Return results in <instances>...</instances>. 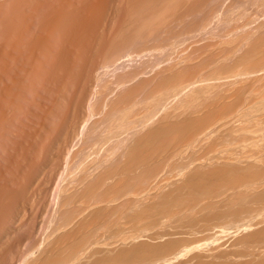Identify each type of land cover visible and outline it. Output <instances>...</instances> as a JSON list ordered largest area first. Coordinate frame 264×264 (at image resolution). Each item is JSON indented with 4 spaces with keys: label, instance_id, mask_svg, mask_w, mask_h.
Masks as SVG:
<instances>
[{
    "label": "bare ground",
    "instance_id": "obj_1",
    "mask_svg": "<svg viewBox=\"0 0 264 264\" xmlns=\"http://www.w3.org/2000/svg\"><path fill=\"white\" fill-rule=\"evenodd\" d=\"M224 1L0 0V264H264V31L199 51ZM189 18L203 58L100 87Z\"/></svg>",
    "mask_w": 264,
    "mask_h": 264
},
{
    "label": "rangeland",
    "instance_id": "obj_2",
    "mask_svg": "<svg viewBox=\"0 0 264 264\" xmlns=\"http://www.w3.org/2000/svg\"><path fill=\"white\" fill-rule=\"evenodd\" d=\"M230 1H232V0H230ZM230 1L225 0L224 3H223V4H225V5L222 4L221 7L219 8V10H218V12L216 13V15H218V16H220V17H218V16H216V15L214 16V17H218V18H216V20H217V21L219 20V23L221 22V23H220L221 25H219V24L217 23V21H214V22H213V20H214V18H213V19H212V22H211L212 24H211V23L206 24V23H207V22H206V23H205L206 25L204 24V26H205L206 28H203L204 26H202L203 29H206V32H205L202 28H201L202 30L199 29V30H201V35H202V37H205V38H206V37H209L208 39L206 38V41H205V42H204V39H205V38H202L201 35L197 33V32H199V30H197V32H196L197 34H196V35H194V34H195L194 32H195L196 30H194V32H193V30H191V31L188 30V32L190 31V34L192 35V39H191V35L187 33V30L185 29L186 31H185V30L183 31L182 28H180V27H183L184 25L186 26L187 23L189 24V22L192 21V18H189V19L186 20L185 22L182 21V23H185V24H180L181 22L178 23L179 20H178V21L176 20V21H177V24H178V25L180 24V25H182V26H180V25L178 26V25H176V23H174V24L176 25L175 28H177L178 30L175 32V31H174L175 29L171 27V26H173V25H170V27H171L172 29H171L170 27H168L167 30L171 29V31H172V30L174 29V30L172 31V33L175 32V34L173 33L174 35H176V34H180V35H177V36H178V38L180 37L181 39H180V38L178 39V38L172 37V36H174V35H173V34L171 35V33H170V35L167 34V33L171 32V31H169V32L166 31L167 33L164 32V31H161L160 33L162 34V33L164 32V34H162V35H161L160 33H159V34H160L161 36H163V39H164V40L162 39V37H161L159 34H156V35H157V38H160L162 41H161L160 39H159V40L154 39V38H156V37H155L156 35H155L154 38H153L154 41L150 42V40H152V37H151L150 40H148V41L146 40V41H147V42H150V43H155V40H157V41H160L161 44H166V43H165V42H166V41H165V40H166L165 35H167V37H168V36L172 37V38H169V37H168L167 39H169V40L172 39V41H173V38L175 39L174 42H176V39L178 40L176 43H177V44L179 43L180 45L177 46L176 43H174V42L172 43V44L174 45L173 47H176V46H177V49H178V50H177L176 48L174 49V48H172V47H167L168 49H166L165 46H164V45H161V44H160V45H153V44H152V45L155 47V48L153 49V47H152L151 45L149 46V43L146 42L150 49H148V47H142V46H141V48H143V49H144V48H147L148 51L144 50V53H142L143 55H139V57H136L135 55H138V53L136 52V54H135V51H136V50L133 51V50L130 48V49H129L130 51H128V52H124V53L122 54V55H124V56H126V55L128 54L130 58H129L128 56L123 57L124 59H126V58H128V59L125 60V61H123L124 63H123V65H121V67H119L120 65H119L117 62H116V63L118 64V67H116L117 65H115V63H113V65H112L113 67L109 65V67H110V68H111V67L114 68V70H113L112 68H111V70H110L109 67L107 68V71H108V72L106 71L105 76H104V74H103V76H102V77H103V80L101 79V80H102V81H101L102 83H101L100 87L102 86V84H105V83H103L104 80H105V81H108L107 83H109V84H111V83H112L113 85H114L115 83L118 84V82H117V78L119 79L120 76H121V78H124V77H125L124 74H125L126 72H127V73L132 72V71H134V72H135V71H136V72H137V71L140 72L141 70H143V74H144V76L147 74L146 77H151V76H153V75L155 74V73L153 74V72H156V70H158V69L164 67L165 64H167V63H168V64H172V63H174V61L180 59V57H183L184 54H181V53H180V55H179V53H177V52H180V51L185 52V51L190 50V51L186 52V53L188 54L189 52H191V50H193V51L191 52L193 55L196 54V53L199 54V55H197V57H196V59H197V58L201 57L202 53L204 52L203 49L205 50V48H207L209 45H211V46L214 45L213 47H211V46L209 47V49L211 48V51H210V50H209V51H210V52H214L215 54H216V53H220V52L226 50L225 48L230 49V48H232L233 46H235L236 44H238V43H237L238 41H241V38H242V37H240V40H238L239 38L237 39V38H235V37H236L237 35H239V31H242V32H243V30H245V28L242 29V30L237 29V30H236V33H235V34H237V35L234 37L235 34L232 33V34H233V35H232V38H231V35H230V34H227L226 30L229 31L228 33H230V29H231V28L234 27V29H235V28L238 27V25H240L239 27L241 28V24H242V23H243V24H242V25H243L242 27H246V29H247V30H245V32H247L248 29H250V30L252 31V30H254L255 28H256V29L259 28V29H258V32H259V30L262 31V32L264 31V27H263L262 25L259 27L260 24L264 23V13H263V16H261V17L259 16V14H257V11L260 12V10H262V8H263V10H264V3L262 2L263 5H262V3H261V1H264V0H260V4H259V5H256V4H255V3H257L256 1H258V0H254L255 3H254L252 0H250L251 2H253V3L255 4V5L252 4L254 7L257 6V7H256L257 9L254 8V10H253V8H252V5H250L251 2H249V0H247V1L245 0L246 3H249V4H245L246 6L243 5V3H245L244 0H243V2L241 1L242 4H239L240 0H238L239 2H238V3L236 2L238 5H236V3L233 2V1H237V0H233L232 2L234 3V5H236V6H234V5H233V6H234V7H238L239 9H238V8H234V7L232 6L235 10L232 9V10H231V11L233 12V13H232V12L230 11V9H227V10H229V12H231L230 15H229V12L226 11V9H224V8H225V6H228V5H229L228 3H230ZM226 2H227V4H226ZM232 2H231V3H232ZM231 3H230V4H231ZM233 3H232V4H233ZM257 4H258V3H257ZM248 5H249V8H248ZM223 6H224V7H223ZM241 6H242V7H241ZM232 7H231V8H232ZM240 7H241V8H240ZM258 7H259V8H258ZM261 7H262V8H261ZM227 8H230V6H228ZM247 8H248V9H247ZM250 8H252V9H250ZM260 8H261V9H260ZM244 9L247 10V11L245 10V12H246L247 14H246V13H243ZM249 9H250V10H249ZM255 9H256V10H255ZM222 10H223V15H221V14H222ZM224 10H225V12H224ZM263 10H262V11H263ZM241 11H242V12H241ZM248 11H249V12H248ZM262 11H261V13H262ZM226 12H228V13H226ZM237 12H239V13H237ZM218 13H219L220 15H219ZM224 13H225V14H224ZM242 13H243V17H241V16H242ZM261 13H260V15H262ZM227 14H228V16H230V18H228ZM231 14H232V15H231ZM233 14H234V15H233ZM237 14H238L239 16H237ZM250 14H251V15H250ZM256 14H257V16H256ZM224 15H225V18H224ZM244 15L247 16V17H245ZM221 16H222V19H221L222 21L219 19V18H221ZM232 17H234L235 19H234V18L232 19ZM236 17H238V18L236 19ZM239 17H240V19H239ZM227 18H228L229 20L231 19L229 22H232V24H233L234 22H236V20H237V22H236V23L238 24L237 27L234 26V25H232V24L230 23V24L233 26V27H231V25H230V27H231V28H230V27H229V23L227 22V20H228ZM242 18H243L245 21L242 20ZM245 18H247V20H248V18H250L251 20L249 19V20L246 22V19H245ZM190 19H191V20H190ZM253 19H254V20H253ZM172 21L174 22L175 20H171L170 22H172ZM176 21H175V22H176ZM209 21H211V20H209ZM209 21H208V22H209ZM223 21H224V22H223ZM239 21H240V24H239ZM249 21H250V22H249ZM173 22H172V23H173ZM186 22H187V23H186ZM215 22L218 24L219 27H218V26H216L217 28L215 27V25H217ZM226 22H227L228 24H226ZM244 22H245V25H244ZM222 23H224V24L227 25L228 27H227V26H226V28L223 27L224 24L222 25ZM234 24H235V23H234ZM257 24H258V25H257ZM175 25H174V26H175ZM207 25L210 26V29H211V27H212V29L216 28V31H214V30L212 31V30H210V29H209V31H208V30H207ZM235 25H236V24H235ZM253 25L256 26V27H254ZM263 25H264V24H263ZM220 26H222L223 29L225 28L224 31H225V33H226L227 35H229L230 39L232 40V41H230V42H232L231 44L234 43L233 45L230 46V44H228V43L226 42V39H227L228 41H229V39H228V37L225 35V33L222 32V28H221ZM248 26H249V27H248ZM252 26H253V27H252ZM178 27H179V28H178ZM239 27H238V28H239ZM184 28H185V27H184ZM184 28H183V29H184ZM208 28H209V27H208ZM228 28H230V29L228 30ZM251 28H254V29H251ZM261 28H262V29H261ZM180 29L182 30V32H180V31H181ZM234 29H233V30L231 29V31H232V32H235ZM256 29L254 30L255 32H257ZM179 30H180V31H179ZM238 30H239V31H238ZM178 31H179L180 33H179ZM210 31H211V32H210ZM237 31H238V32H237ZM251 31H249L248 33H245V35H246V34L250 35V34L252 33V34L254 35V37H257V36H258V33H257V36H256V33H254L253 31L251 32ZM177 32H178V33H177ZM185 32H186L187 34H186ZM192 32H193V33H192ZM204 32H205V33H204ZM208 32H209V33H208ZM217 32H218V33H217ZM221 32H222V33H221ZM262 32H261V33H262ZM181 33H183L182 36H181ZM199 33H200V32H199ZM206 33H208V34H210L211 36H213V39H214V40H215V38H216V40L213 41L212 37H211L210 35H206ZM261 33H260V34H261ZM185 34H186V35H185ZM204 34H205V36H203ZM241 34H242V36H243L244 32H243V33L240 32V36H241ZM245 35H244V36H245ZM248 35H246V36H248ZM253 35H250V36H253ZM186 36H188V37H186ZM223 36H226L227 38L225 39ZM244 36H243V37H244ZM183 37H184V38H183ZM185 37H186V38H185ZM193 37H194V39H193ZM197 37L202 38L203 40L200 39V40H201V41H200L199 38H197ZM210 37H211V38H210ZM217 37H218V39H217ZM220 37H222V38H224V39H221ZM237 37H239V36H237ZM219 38H220V39H219ZM233 38L237 39V41H235L236 43L233 41ZM189 39H190V40H189ZM179 40H180V41H179ZM198 40H199L200 42H198ZM207 40H208V41H207ZM210 40H211V41H210ZM217 40H219V42H217ZM224 40H225V41H224ZM167 41H168V40H167ZM190 41H191V42H190ZM196 41H197L198 43H197ZM220 41H222L221 44H223V43L225 42V43L228 44L229 46L227 45L226 47H223V46H224V44H223V46H222L223 48H221V46L218 47L219 45L216 46L217 49L220 48L221 50H219V49L217 50L216 48L213 49V48L215 47V44H217V43L219 44ZM180 42H181V43H180ZM188 42H189V44L191 45V47L189 46ZM192 42H193V43H192ZM195 42L197 43V46H200V44H202V45H203V46L201 45L202 48L204 47V45L206 46V44H209V45H208L207 47H205V48L202 49L203 52L199 53V51H201V46H200V47H198V49L200 48V50H199L198 52H196V53H193V52H194V48L197 47ZM201 42H203V43H205V44H203V43H201ZM146 43H145V44H146ZM157 43H158V42H157ZM191 43H192V44H191ZM194 43H195V44H194ZM155 44H156V43H155ZM169 44L171 45V42H169ZM184 44H185V46H184ZM221 44H220V45H221ZM226 44H225V45H226ZM140 45H141V44H140ZM147 45H146V46H147ZM170 45H166V46H170ZM175 45H176V46H175ZM138 46H139V45H138ZM138 46H134V47H132V48L136 49V47L138 48ZM143 46H145V45L143 44ZM171 46H172V45H171ZM180 46H181V47H180ZM182 46H184L185 49H183ZM186 46H187V47L189 46L190 49H187ZM192 46H193V47H192ZM151 47H152V48H151ZM178 47H179V48H178ZM244 47H245V46H244ZM156 48H157L158 50H157ZM180 48H182V49L180 50ZM192 48H193V49H192ZM155 49H156V51H155ZM207 49H208V48H207ZM127 50H128V49H127ZM127 50H126V51H127ZM131 50H132L134 53H132ZM138 50H142V49H140V47H139V49H137V51H138ZM149 50H150V51H149ZM171 50H172L173 53L171 52ZM175 50H177L176 53H175ZM179 50H180V51H179ZM184 50H185V51H184ZM124 51H125V50H124ZM145 51H146V52H145ZM157 51H159V52L157 53ZM162 51H165V52H162ZM195 51H197V50L195 49ZM206 51H207V50H206ZM206 51H205L204 53H207V52H208V51H207V52H206ZM160 52H161L162 54H161ZM169 52H171V53L169 54ZM241 52H242V50H241ZM131 53L133 54V57L130 56ZM140 53H141V52H140ZM140 53H139V54H140ZM149 53H150V55H149ZM163 53H164L165 55H164ZM186 53H185V54H186ZM191 53H190V55H191V57H192V54H191ZM204 53H203V55H205ZM233 53H234V52H233ZM233 53H230V54H228L227 56H228V57H232L231 55H232ZM134 54H135V55H134ZM144 54H145V55H144ZM151 54H152V55H151ZM157 54H158V56H157ZM167 54H168V55H167ZM172 54H173V55H172ZM176 54H177V55H176ZM153 55H154V56H153ZM170 55H171L172 58L170 57ZM174 55L176 56V59L174 58L175 60L173 59V56H174ZM181 55H182V56H181ZM203 55H202L201 58H203ZM134 56H135V57H134ZM168 56H169V57H168ZM186 56H187V55H186ZM195 56H196V55H195ZM227 56L224 57V61H222V62H226V63L228 64V63H230V62L233 61V57H232V60H231V58H230V60H229V58H228ZM160 57H161V58H160ZM136 58H137V59H136ZM151 58H153V59L151 60ZM154 58H155V59H154ZM169 58H170V59H169ZM177 58H178V59H177ZM192 58H194V57H192ZM192 58H191V59H192ZM226 58H228V59L225 61ZM124 59H123V60H124ZM129 59H130V60H129ZM132 59H133V61H132ZM191 59H190V60H191ZM128 60H129V62H128ZM134 60H135V61H134ZM159 60H160V61H159ZM168 60H171L172 63H169ZM173 60H174V61H173ZM197 60H198V59H197ZM150 61H151V62H150ZM157 61H159V62H157ZM171 61H170V62H171ZM191 61H192V60H191ZM193 61H194V59H193ZM193 61H192V62H193ZM195 61H196V60H195ZM132 62H133V63H132ZM147 62H148V63H147ZM144 63H146V64H144ZM150 63H151V65H150ZM152 63H153V64H152ZM126 64H127V65H126ZM159 64H160V65L162 64L161 67L159 66ZM149 65H150V66H149ZM114 66H115L117 69H118V68H119V69L117 70ZM130 66H131V67H130ZM122 67H123V68H122ZM128 67H129V68H128ZM132 67H133V68H132ZM134 67H135V68H134ZM140 67H141V68H140ZM143 67H144V68H143ZM145 67H147V68H145ZM151 67H152V68H151ZM153 67H154V68H153ZM126 68H127V69H126ZM108 69H109V70H108ZM122 69H123V70H122ZM131 69H132V71H131ZM136 69H137V70H136ZM144 69H145V70H144ZM146 69H148V70H146ZM150 69H152V71H151ZM153 69H154V70H153ZM155 69H156V70H155ZM112 70H113V71H112ZM110 71H112V72H110ZM114 71H118L119 73H118V72H114ZM124 71H125V72H124ZM144 71H145V72H144ZM146 71H147V73H146ZM149 71H150V72H149ZM109 72H110V73H109ZM112 73H113V74H112ZM141 73H142V71H141ZM145 73H146V74H145ZM151 73H152V75H151ZM106 75H109V76L106 77ZM115 75H116V76H115ZM126 75H127V74H126ZM149 75H150V76H149ZM104 77H105V78H104ZM109 77H110V78H109ZM116 77H117V78H116ZM114 78H115V79H114ZM114 82H115V83H114ZM135 82H136V81L134 80L133 83H135ZM130 83H132V81H131ZM130 83L128 82L129 86H127V87L132 86L133 83H132V84H130ZM112 84H111V85H112ZM135 84H136V83H135ZM105 85L107 86L108 84H105ZM105 85H104V86H105ZM113 85H112L111 87H113ZM115 85H116V84H115ZM133 85H134V84H133ZM108 86L110 87V85H108ZM116 86H117V85H116ZM118 86H122V85H119V84H118ZM118 86H117L118 90H116L117 88H115V86L113 87V88L115 89V92H116V93H114L113 96H112V97H114V98H115V94L118 95V93H120L121 91L124 92V91L126 90L125 86H124V87H123V86H122V87H118ZM119 88H121V89H119ZM124 88H125V90H123ZM127 89H128V88H127ZM118 91H120V92H118ZM120 94H121V93H120ZM117 95H116V98L118 97ZM114 98H113V99H114Z\"/></svg>",
    "mask_w": 264,
    "mask_h": 264
}]
</instances>
